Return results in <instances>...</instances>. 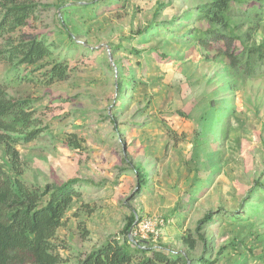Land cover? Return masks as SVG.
<instances>
[{
    "label": "rangeland",
    "instance_id": "374dc122",
    "mask_svg": "<svg viewBox=\"0 0 264 264\" xmlns=\"http://www.w3.org/2000/svg\"><path fill=\"white\" fill-rule=\"evenodd\" d=\"M20 1H32L34 13L0 48L8 36L42 35L54 50L42 62L70 66L65 79L49 82L42 70L28 80L33 66L17 73L0 58V85L30 98L45 128L17 144L21 177L42 188L77 176L93 182L81 184L57 231L61 264L120 233L134 214L164 218L159 236L141 243L190 264H264V189L255 184H264V66L233 79L221 44L193 38L211 26L199 17L211 0ZM223 32L236 49L264 42V0H232ZM0 161L14 174L4 144Z\"/></svg>",
    "mask_w": 264,
    "mask_h": 264
},
{
    "label": "trees",
    "instance_id": "16d2710c",
    "mask_svg": "<svg viewBox=\"0 0 264 264\" xmlns=\"http://www.w3.org/2000/svg\"><path fill=\"white\" fill-rule=\"evenodd\" d=\"M0 5V38L27 25L35 10L32 1L0 0ZM231 9L232 0H211L200 6L199 17L214 27L198 29L193 38L204 46L220 43V54L228 59V73L233 79L246 80L255 77L264 66V42L236 49L233 37L223 32L228 27ZM5 42V47L0 48V58L12 63L15 72L18 73L21 65L33 66L25 79L33 80L30 75L42 70L49 82L68 76L70 66L66 61L56 58L42 62L53 56L48 38L31 35L15 42L8 36ZM39 124L32 100L13 96L0 85V146L4 144L8 164L14 171L9 174L0 161V264L63 263L55 242L57 231L63 225L66 212L82 195L81 184L93 183L77 176L61 184L47 183L42 188L29 185L21 177L23 166L17 144L38 138L45 130ZM136 171L146 184V174L140 167ZM255 184L264 189L263 183L256 181ZM136 218L134 214L120 233L109 236L73 264H190L183 253H170L151 243L135 242L130 230ZM212 220L211 212L206 214L199 221L198 229ZM185 241L196 247L197 241L192 236H186ZM199 260L211 261L205 256Z\"/></svg>",
    "mask_w": 264,
    "mask_h": 264
},
{
    "label": "built area",
    "instance_id": "2783aa9c",
    "mask_svg": "<svg viewBox=\"0 0 264 264\" xmlns=\"http://www.w3.org/2000/svg\"><path fill=\"white\" fill-rule=\"evenodd\" d=\"M165 225L166 220L164 218L151 216L137 218L132 227V234L136 239L135 242H144V240L151 237L157 238Z\"/></svg>",
    "mask_w": 264,
    "mask_h": 264
},
{
    "label": "water",
    "instance_id": "95a60500",
    "mask_svg": "<svg viewBox=\"0 0 264 264\" xmlns=\"http://www.w3.org/2000/svg\"><path fill=\"white\" fill-rule=\"evenodd\" d=\"M132 235V229L130 230V236Z\"/></svg>",
    "mask_w": 264,
    "mask_h": 264
}]
</instances>
